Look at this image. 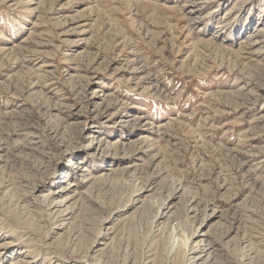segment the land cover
Listing matches in <instances>:
<instances>
[{
    "label": "rangeland",
    "instance_id": "obj_1",
    "mask_svg": "<svg viewBox=\"0 0 264 264\" xmlns=\"http://www.w3.org/2000/svg\"><path fill=\"white\" fill-rule=\"evenodd\" d=\"M160 199L167 264H264V0H0V264H100Z\"/></svg>",
    "mask_w": 264,
    "mask_h": 264
},
{
    "label": "bare ground",
    "instance_id": "obj_2",
    "mask_svg": "<svg viewBox=\"0 0 264 264\" xmlns=\"http://www.w3.org/2000/svg\"><path fill=\"white\" fill-rule=\"evenodd\" d=\"M75 191H76V188L74 187V185L71 182H69L66 187L60 186V187L55 188L54 191L49 192L47 195H45L43 197V202H42V204L45 207L46 212L52 211L55 208L62 206L61 205L62 202L67 200L69 195L75 194L76 193ZM175 195H176V192H172V193L170 192L169 198H171V200H173ZM57 198L58 199L60 198L61 201L58 200L59 202H56V204H53V201H55ZM23 200H25V199L23 198ZM143 204L145 205L146 210L150 211V213H152L149 228L147 227L148 238H147V236L142 237V241H141L142 243H138V240H132L131 238H129L130 237L129 236L130 234H129L127 237L125 236L122 239L116 240L113 245L112 244L107 245L105 243L104 249L98 250V256L96 258V261L98 263H100V264H167L166 263L167 258L165 257L166 243L163 242L162 233L161 232L157 233V231L155 232L152 230L157 226L156 224L163 218L164 213L166 210H168V205H170V204H168L167 206H164V203L162 202L161 199L160 200H148L147 202H145ZM184 207L186 208V206H184ZM129 208L130 207H129V201H128L125 204V206L122 207L120 212L126 213L129 210ZM188 208H191V207H188ZM186 211H187V213H185V214H186V217L188 218L187 214H188L189 210L187 209ZM190 211H191V209H190ZM145 213H146V211H145ZM134 220H135V217H133V216L129 219L131 224L133 223ZM149 221H150V219H149ZM60 222H63V221L60 220ZM127 222H128V220H127ZM152 225H154V227H152ZM194 235H196V234L192 230V231H190V235L187 233L186 237H187V239H189L190 237H192ZM105 236L107 237V235H105ZM104 238L99 239L98 242L99 241H105ZM250 243H252V242H250ZM183 246L185 247V242H183ZM95 247H97V246L96 245L94 247L90 246L89 251L93 252V249ZM251 247L249 246V248H251ZM189 250L190 251L192 250L193 252H195L194 249H192V248L191 249L188 248V251ZM250 250L252 251V248ZM257 251L254 254H255L256 260L259 261L260 253H259V251L258 252ZM182 252H185L184 248L182 249ZM200 252H202V251H200ZM205 253L207 256H209L208 251H205ZM179 255H180V253H179ZM237 255L239 257H247L248 256V255L245 256L244 254L240 253V251L237 252ZM180 259L181 258L179 256L178 258H176L172 262V264H183ZM212 259L208 262L209 264H215V261H212ZM250 260H253V259H250ZM10 264H18V263L13 262ZM192 264H194V263H192ZM195 264H197V263H195Z\"/></svg>",
    "mask_w": 264,
    "mask_h": 264
}]
</instances>
